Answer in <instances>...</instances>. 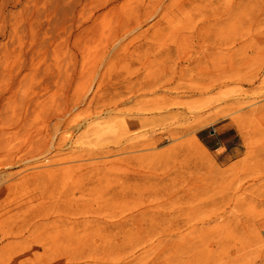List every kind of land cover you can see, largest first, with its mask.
<instances>
[{
  "label": "rangeland",
  "instance_id": "rangeland-1",
  "mask_svg": "<svg viewBox=\"0 0 264 264\" xmlns=\"http://www.w3.org/2000/svg\"><path fill=\"white\" fill-rule=\"evenodd\" d=\"M33 1L25 0L32 14L17 7L14 22L24 28L14 25L17 47L31 44L29 29L46 19ZM195 2L207 13L221 69L237 49V83L194 89ZM99 3L76 17L88 18ZM111 18L75 46L60 26L63 42L52 40L46 61L25 72L60 75L70 83L65 106L79 100L55 133L41 175L29 173L43 161L31 156L47 139L43 112L55 110L62 91L56 87L34 107L24 128L0 123V168L27 170L0 181V264H226L228 255L231 264H264V0H176L148 20L140 48L133 33L129 53L95 73ZM220 72L211 68L210 76ZM23 153L28 163L7 167Z\"/></svg>",
  "mask_w": 264,
  "mask_h": 264
},
{
  "label": "bare ground",
  "instance_id": "bare-ground-1",
  "mask_svg": "<svg viewBox=\"0 0 264 264\" xmlns=\"http://www.w3.org/2000/svg\"><path fill=\"white\" fill-rule=\"evenodd\" d=\"M91 1L92 0H40V2L42 3L41 6H42L43 11L39 12L38 16H42L45 14L46 19L45 21L40 22L34 28H32L31 26L32 29H29V30H31L32 32L33 41L29 45L27 43V47L21 46V45L17 47L16 45L17 41L15 42V36L18 34L15 33V29H14V27L16 26H17L16 28L20 26V29H21V26H22V25H17L18 23L15 24L14 22V19L15 20L17 19L15 18L16 14L19 12L17 11V7L22 6L21 8H25L28 5L27 2L25 4V0L24 2H22V0H12V1L3 0L4 3L2 7H0V24H1V27H0V123L10 122L11 127L16 126L15 128L17 127L24 128V126H27L26 124H28V119L31 116L33 109H35L34 107H37V105L40 106L43 103V101L48 96H50L53 90L57 91L59 89V91H62L61 92L62 94L59 93L57 95V93H55L57 96L60 95V97H57L55 95V97H57L56 98L57 100L55 99L57 103H54L53 105L56 108H53V106L51 107L55 110H52V109L49 110V108L47 107L48 110L45 111L46 108L44 109L42 108V110L45 112H43V117H42L44 118L42 119V122H44V124H41V125H44L46 131H48V135H47V139H44L42 143L40 142L41 144L39 145V147L37 146L38 147L37 150L35 149L36 151H34L35 154L31 156V159H35V161L36 159H39V160L43 159V161L42 160L41 162L39 161L40 163L38 165H36L34 168H31L29 172L35 178L41 175V173L45 171V170H42V168H45L48 165V163H51V158L54 155L48 156V153L50 152L51 148H55V138H56L55 133L59 129L60 124H63L64 119L67 118L66 116L68 115L69 111H71V109L77 108L78 106L77 102H79L78 99L76 100L77 102H74L73 100V102L76 104H74L73 106L71 105L72 106L71 108L65 106V101L68 96V91L66 92L67 90L66 88H68L70 83L68 80L63 81L64 79H62L60 75L57 76L56 73L55 75L54 74L52 75V73L50 74L49 72H45V70L47 69L39 71L38 73H35L32 76L25 74L26 71H30L32 69V66H31L32 64L36 62L40 63V61H42L41 63L43 64L44 61H46L45 60L47 59L46 57L50 55L51 50H52L51 49V45L53 42L52 40L55 41L56 38L59 39V37H61L60 35L62 33L61 34L57 33V31L60 29L62 30V32L64 31L63 34L64 35L67 34L66 39L70 42V44L72 43V45L75 46L76 44L79 43L80 38H82L81 37L82 34L86 32L87 30L91 31V29L96 25V23H98V21L101 18L103 20V18L106 19L112 16L111 19H113L112 21L113 23L111 22L112 23L111 29L110 28H109L110 30L108 29L110 31V33L109 32L108 33L111 35L110 41H108L109 43L107 42L108 44L105 47L103 56L101 55L102 58L98 64V67L96 68L95 66H93L95 68V71L97 69L100 72V70H102L103 67L106 68L108 62H110V60H112L113 58H116L117 56H120V55L123 56L129 53L130 46L128 45L131 44V41L129 39L133 33H136V39L139 40L138 44L140 48L141 38L144 32L143 28L148 22V20L154 19L156 16L162 13V11L168 10L169 8L173 7L176 0H155L154 2L150 4L149 7H146L145 5L146 3L144 4L143 2L144 0H100V3L95 5L97 7L94 6L95 10L93 11L95 12L92 13L91 11L92 14L88 18L82 19L80 17L79 18L76 17V14H78L81 11V9L85 8ZM34 4L35 5L33 7L35 6L37 7L39 5V4L37 5L36 2ZM8 7H11V9L8 10ZM28 8L30 7L25 8L27 11L25 10L24 11L28 12L29 14V12L32 10L31 9L28 10ZM33 10L35 11V8ZM37 11L38 10H36L35 12L37 13ZM193 11H194V18H193V28H192V39H193L192 71H193V82L195 83L194 89L199 92H204V91L212 90L218 86H223L227 82L229 83V82L235 81V83H237L236 81L242 77L240 75V70H239V65L241 63L239 64V61L237 59L238 57L237 49L231 51L230 61L228 65H226L228 66V69L227 70L223 68L221 69V62H222L223 55L218 61L214 60L215 57H214V52H213V46L211 45V40H210L211 33H210V26H209V21L207 18V13L205 17L204 16L205 13H203L204 11L202 10V7L198 2H195L193 6ZM23 16L24 15H22V17ZM27 17L28 16L26 17L24 16V19H27ZM29 17H28V20L30 21ZM157 23L158 22H156L155 25ZM33 24L35 25V21L33 22ZM60 26H62L63 29L62 28L59 29ZM17 30L18 29H16V31ZM26 30L28 31V29ZM20 31L18 32L20 33ZM90 36H92V34ZM67 40L64 39L65 43ZM60 41H62V37ZM60 41H57V42H60ZM20 43L21 42H19V44ZM72 47L70 48L71 50H72ZM63 53H66V52H63ZM71 53H73V51H71ZM75 54L74 53L70 54V56L71 55L74 56ZM73 56H71V58H74ZM12 58L16 60V63L15 64L13 63V67L16 66L15 71L9 72V73L7 72L8 74H5L6 68L4 69V65ZM59 63L57 62V64ZM63 64L64 63H62V65ZM34 65L36 66V64ZM216 67L219 68L221 72L216 77H213V76L211 77L210 76L211 68H216ZM41 68L39 66V68L36 69V71L40 70ZM51 70L53 71L54 69H51ZM62 71H63V68L61 72ZM95 73H97V71ZM67 78L69 79L70 76ZM56 87H58L57 90H56ZM73 102H71V104H73ZM55 104L57 106H55ZM2 127L0 128V141L2 140L3 142V137L6 133V130L3 129ZM23 130L17 129V131H23ZM28 150H31V149L28 148ZM24 154L25 153L22 154L24 156V159L20 158L21 160L19 161L10 160L11 162L7 164V167H13L15 165H18L20 161H21L20 163H23V162L28 163L26 158L29 157L27 156L29 155V153H27V155H24ZM25 156L27 157L25 158ZM2 168L3 167L0 168V181L4 179H8V178L12 179L13 177L16 178L19 176H20L19 178H21L23 177L24 174H27L26 173L27 170H23L22 168H20L19 170L13 171V172L12 171L7 172L5 169H2ZM26 168H29V167L26 166ZM238 259L239 257L237 258V260ZM231 263H232L231 255H228L226 264H231Z\"/></svg>",
  "mask_w": 264,
  "mask_h": 264
}]
</instances>
